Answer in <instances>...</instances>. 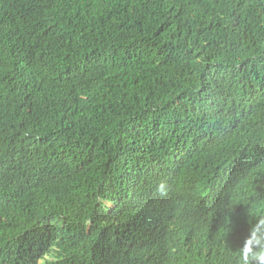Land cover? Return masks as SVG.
Segmentation results:
<instances>
[{
    "label": "trees",
    "instance_id": "16d2710c",
    "mask_svg": "<svg viewBox=\"0 0 264 264\" xmlns=\"http://www.w3.org/2000/svg\"><path fill=\"white\" fill-rule=\"evenodd\" d=\"M262 206L264 0H0V264H239Z\"/></svg>",
    "mask_w": 264,
    "mask_h": 264
},
{
    "label": "clouds",
    "instance_id": "9594fccd",
    "mask_svg": "<svg viewBox=\"0 0 264 264\" xmlns=\"http://www.w3.org/2000/svg\"><path fill=\"white\" fill-rule=\"evenodd\" d=\"M250 216L255 223L251 224L249 235L237 251L238 261L239 264H264V211H252Z\"/></svg>",
    "mask_w": 264,
    "mask_h": 264
}]
</instances>
